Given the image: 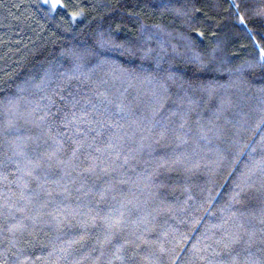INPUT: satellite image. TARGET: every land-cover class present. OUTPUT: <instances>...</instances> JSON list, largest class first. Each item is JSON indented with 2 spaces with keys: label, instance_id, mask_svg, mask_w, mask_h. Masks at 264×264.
<instances>
[{
  "label": "trees",
  "instance_id": "trees-1",
  "mask_svg": "<svg viewBox=\"0 0 264 264\" xmlns=\"http://www.w3.org/2000/svg\"><path fill=\"white\" fill-rule=\"evenodd\" d=\"M261 49L264 0H0V264H264Z\"/></svg>",
  "mask_w": 264,
  "mask_h": 264
},
{
  "label": "snow or ice",
  "instance_id": "snow-or-ice-1",
  "mask_svg": "<svg viewBox=\"0 0 264 264\" xmlns=\"http://www.w3.org/2000/svg\"><path fill=\"white\" fill-rule=\"evenodd\" d=\"M52 6L55 8L57 4L59 3V0H51ZM240 20L244 22V17L241 16ZM261 52L264 53V49H261ZM261 59H264V56L261 57Z\"/></svg>",
  "mask_w": 264,
  "mask_h": 264
},
{
  "label": "rangeland",
  "instance_id": "rangeland-1",
  "mask_svg": "<svg viewBox=\"0 0 264 264\" xmlns=\"http://www.w3.org/2000/svg\"><path fill=\"white\" fill-rule=\"evenodd\" d=\"M47 1L52 5L51 0H47ZM15 100H16V99H15ZM9 101H10V103H11V104H9V108H13V107L15 108V107H17V106H16V102H15L13 99H9ZM12 101H14V102L12 103ZM16 101H17V100H16ZM55 183H57V185H59V182L56 181V180H55Z\"/></svg>",
  "mask_w": 264,
  "mask_h": 264
}]
</instances>
